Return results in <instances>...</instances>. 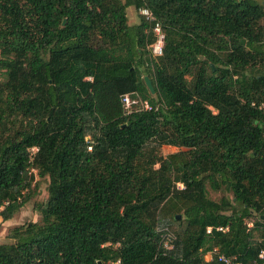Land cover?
<instances>
[{"label": "trees", "instance_id": "obj_1", "mask_svg": "<svg viewBox=\"0 0 264 264\" xmlns=\"http://www.w3.org/2000/svg\"><path fill=\"white\" fill-rule=\"evenodd\" d=\"M263 105L262 0H0V264H264Z\"/></svg>", "mask_w": 264, "mask_h": 264}, {"label": "rangeland", "instance_id": "obj_2", "mask_svg": "<svg viewBox=\"0 0 264 264\" xmlns=\"http://www.w3.org/2000/svg\"><path fill=\"white\" fill-rule=\"evenodd\" d=\"M124 1V0H122ZM264 1V0H262ZM126 15L130 25H135L139 23V14L135 11L133 7H128L126 9ZM181 151L175 147L163 146L161 149V154L163 156H167L170 154H174ZM180 186V185H178ZM47 182L45 180H41L39 182V187L33 196V199L28 202L21 210L18 212L11 220L7 222H2L0 219V244L9 243L7 239V235L9 231L20 224L27 222H36L39 219L38 214L34 211V203L35 202H44L47 198ZM209 197L212 200H218L222 196H230L226 191L213 192L208 188ZM182 217V215H180ZM264 218V217H263Z\"/></svg>", "mask_w": 264, "mask_h": 264}, {"label": "built area", "instance_id": "obj_3", "mask_svg": "<svg viewBox=\"0 0 264 264\" xmlns=\"http://www.w3.org/2000/svg\"><path fill=\"white\" fill-rule=\"evenodd\" d=\"M139 14L145 18V20L147 22H149V24H151V30L153 35L155 36L156 40L155 42L148 46V49L152 55V57H159L162 55V49H163V43H164V35L161 29V25L155 20V18L153 17V15L151 14V12L146 9V8H140L139 9ZM121 103L122 106L124 108L125 113H130L132 111V109L140 107L144 110H150V106L147 104V102H141L140 100H135V99H131L129 96L125 95L122 97L121 99ZM264 108V105H263ZM37 151V148H31L29 150V159L32 161V157L33 154ZM217 230L219 231H224L221 228H218ZM207 232H210V228L207 229ZM165 248L169 249L168 245L165 244L164 245ZM263 258V253L261 252V254L259 255V259L262 260ZM204 259L207 262H211L213 260H216L219 263L222 264H243L241 261H237L235 257H227L225 255H223L222 253H220L218 248H213L212 250H210L209 252H207L204 255ZM253 264H262V263H258L257 261H254Z\"/></svg>", "mask_w": 264, "mask_h": 264}, {"label": "water", "instance_id": "obj_4", "mask_svg": "<svg viewBox=\"0 0 264 264\" xmlns=\"http://www.w3.org/2000/svg\"><path fill=\"white\" fill-rule=\"evenodd\" d=\"M144 81H145L146 87L148 88L150 93L153 95L154 94V88L152 86L151 81L147 77L144 78ZM177 219H180V216H178Z\"/></svg>", "mask_w": 264, "mask_h": 264}]
</instances>
